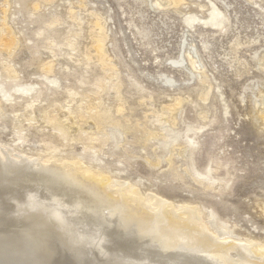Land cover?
Returning <instances> with one entry per match:
<instances>
[{"label":"bare ground","instance_id":"obj_1","mask_svg":"<svg viewBox=\"0 0 264 264\" xmlns=\"http://www.w3.org/2000/svg\"><path fill=\"white\" fill-rule=\"evenodd\" d=\"M132 1L150 7H161L183 0ZM216 1L221 3V8L226 12L229 1ZM4 3L2 24L6 32L0 34V49L15 56L12 62L1 60L5 71L11 78H20L23 69L21 66L17 67L21 61L17 60L15 53L18 55L28 52L22 56L26 58L23 65L31 66L39 58L40 67L45 72L59 74L68 85L76 88L79 77L83 76V57H80L78 40L74 36L80 35L81 31L71 30L74 31L71 33L73 36L70 34L65 41L57 42L55 31L58 28V19L47 21L44 27L37 30L40 44L34 50L32 45L23 42L21 32L16 31L10 23L11 0H5ZM127 3L131 5V1ZM38 7L35 4L33 9ZM139 10L140 8L137 11L140 12ZM70 17L80 25L81 17L73 13L72 9ZM132 21L130 18L127 24L135 27L137 38L148 42L150 30L140 23L141 21L139 25L133 24ZM227 21L228 15L225 21L212 31L219 32L227 28ZM183 23L186 27L189 26L187 21ZM93 24L96 27L90 32L89 48L94 54L87 49L88 55H84L85 58L96 57L103 71L94 78L95 88L87 95L85 108L77 111L74 110L77 107L72 108L79 102L82 94H78V91L71 87L63 95V99L59 94L52 95L53 100L41 107L35 103V97H28L23 103L15 104L8 103L7 98H0V129H8L5 132L6 137L12 136L14 131L18 136L17 142L15 139L11 140L15 142L12 146L0 143V264H264V242L255 238L234 236L232 232L237 228L236 224L220 216L216 207L211 203L206 204L201 197L191 199L187 204L168 201L159 195H142L138 190V183L131 182L122 186L121 180L117 182L111 176L94 171L80 161L56 156L54 152L60 153L66 146L74 143H80L82 149L96 148L99 151L105 150L110 154L119 153L116 155L125 156L129 152L127 145L139 143L142 149H147V146L151 148L155 154V164L159 168L169 166V171L176 181V186L172 185L173 187L186 183L185 176L176 170L182 166V171L190 180L199 184L197 190L194 188L196 185L190 188L195 189L201 196L211 192L216 195L225 194L222 201L230 204L241 192L236 185V179L243 176L250 178L260 170V164L263 163L261 160L253 163L248 159L250 156L239 161V156H233V150H225L222 144L226 142L222 139L228 135L223 130L225 128L219 126L218 129L215 128L216 132L209 134V141L205 143L207 157L202 167H199V172H196L193 157L195 151L201 149V133L217 123L220 116L212 115L213 113L209 116L208 114L213 112L211 107L193 100H188L190 104L186 107L188 105L183 102L189 96V91L177 94L172 102L154 117L155 120L153 118L147 123L130 121V114H125L128 110V98L121 95L116 87L115 90L113 88L116 83L120 86L123 78L118 71V63L107 54L105 45L109 37L108 28L106 19L99 11L94 14ZM247 26L251 30V34H247L250 39L255 29L251 25ZM199 32L202 36L201 31ZM205 39L201 37L200 43L204 51H208L210 40ZM240 43L236 39L232 43L233 48H237ZM257 53L255 49L252 50L251 59L257 67L261 65L264 68V56L260 57ZM42 54L49 56L43 58ZM166 61L179 70L185 66V80L201 86L198 90V98L201 101L206 102L212 97L211 77L204 67L198 66L197 57L188 39L183 38L177 55L167 58ZM141 77L129 75L130 88L127 93L133 92L144 101L153 97V91L143 84ZM84 79L87 77L84 76ZM175 81L167 73L161 74V85L169 87ZM262 85V80L257 77L243 85V91L238 93L240 99L248 96L252 104L256 92H263ZM113 90L118 97L114 98V104L107 98ZM81 98L83 100V97ZM215 98L218 99L217 96ZM253 108L250 114L254 119L258 117L264 124V110L258 109L254 112ZM187 111L193 116L199 115V120L194 118L187 122L184 115ZM257 112L260 115H257ZM166 113L168 116L165 118L163 115ZM88 119L94 121L95 126L85 129L83 125L88 123ZM245 129L250 130V127ZM128 135L132 138L128 139ZM262 136L264 137V134ZM31 141L39 143L42 147V152L37 154V157H32L23 149V143ZM221 141L222 144H219ZM215 145L219 146L220 151H210V147ZM229 145L231 144L226 143V147ZM176 157L182 159L177 161ZM151 165L152 163L150 172L160 171ZM255 187L263 189L264 197V173L257 175V178L247 185L246 191H253ZM43 192L47 193L43 199L56 201L57 210L53 205L49 206L48 202L47 206L40 202ZM260 202L261 205H258L264 213V199ZM240 207L235 204L231 210L238 211ZM73 213L78 215L82 222L95 223L100 227L99 236L96 239L89 237L88 232L80 230L83 226L78 229L71 224ZM70 214L71 221L68 219ZM217 228L222 230L219 232Z\"/></svg>","mask_w":264,"mask_h":264},{"label":"rangeland","instance_id":"obj_2","mask_svg":"<svg viewBox=\"0 0 264 264\" xmlns=\"http://www.w3.org/2000/svg\"><path fill=\"white\" fill-rule=\"evenodd\" d=\"M4 1L5 0H0V34L6 32L2 24ZM130 1L131 5L127 3ZM225 1H229V7L226 8L227 11L229 10L228 12H225L221 8V3L216 0H183L176 4H169L161 7H155L154 5L150 7L144 3L141 4L140 2L137 3L132 0H11L10 13L12 20L10 23L16 31L21 32L23 42L27 45H32L34 50H36L40 44V35H38L37 30L44 27L47 21L49 22L55 18L58 19V28L55 31V41L57 42L65 41L66 38L74 32L71 30L81 31V34L74 36V38L78 40L80 57H83V64L81 65V73H83V76L79 77L80 80L79 82L77 81L76 88L70 86L59 74L45 72L40 67L38 62L39 58L36 59L34 61L35 64L31 66L23 65V61H25L26 58L22 56L28 53L26 52L25 54H18L19 56L15 53L17 60L21 61L17 67L21 66L23 71L20 78L18 76L16 78H11V75L5 71L1 60L4 59L12 62L15 56L8 55L0 49V98L3 100L7 98L8 103L15 104L23 103L28 97H35L37 98L35 103L38 107H41L49 104L53 100V98H51L53 97L52 95L59 94L62 96L61 99H63V95H65L71 87L75 88L78 94H82L81 97H83V100L80 97L81 101L79 100L72 108L77 107L74 109L75 111L85 108L84 103L87 100V95L92 88H95L93 84L94 78L103 71L102 65L96 57L85 58V55H88L87 49H90L94 54L93 50L89 48L91 42L90 32L96 27L93 24L94 14L96 11H99L106 19V26L108 28L109 37L105 45L107 54L118 63V71L123 78L122 84L118 86V83H116L113 88L115 90L116 87V90L121 93V95L128 98V104H126L128 110L125 114H130V121L139 120V122L147 123L161 112L166 105H169L177 94L182 91H189V96L186 97L183 102L184 105H188L186 107H189V101L193 100L201 105L211 107V111L213 112L209 113V116H211L212 113V115L218 114L220 116L217 123L212 125V127L206 128L201 133L202 136L199 139L201 142V149L196 150L193 157L195 160L194 170H196V172H199V167H202L207 157L205 143L209 141L210 133H213L216 130L215 128L218 129L219 126L225 128L223 130L228 135L222 140L231 144L226 147V143L222 144L221 141L219 144H222L225 150L230 152L233 150V156H239V161H243L245 157L250 156L248 159L253 163L254 161L260 160L263 163L260 164V170L256 174L251 175L250 178L243 176L236 179V185L241 192L239 195H236L234 202L230 204L222 201L225 194L216 195L214 192H211V194L201 196L200 193L196 191L197 188H199L197 187L199 184L190 180L189 176L182 171V166L177 167L176 170L185 176L186 183H181V185L176 188L173 187L172 185L176 186V181H174L173 175L171 171H169V166L159 168L157 164H155L156 161L153 157L155 154H153L151 148L147 146V149H142L141 146L138 145L139 143L132 146L127 145L129 152L128 155L125 156L116 155L119 153L110 154L105 150L99 151L96 148L82 149L80 143L66 146L60 153L54 152L56 156L80 161L94 171H99L103 173V175L111 176L117 182L121 180L122 186L131 182L138 183V190L142 195H159L160 197L163 196L162 198L168 201H176L177 203L187 202V204L191 199L194 200V198L201 197L203 202H206V204L211 203L216 207L217 213L220 216L236 224L237 228L232 232L234 236L241 238L250 237L264 242V213L258 205H261L260 201L264 199L262 194L263 189H261V187H255L256 189L253 191H246L247 185L252 183L257 178V175L264 173V137L262 136V134H264V124L258 117L254 119L250 114V110L253 107L254 112L258 109L264 110V68H262L263 66L261 65L257 67L255 61L251 59V51L254 49L258 52V56H264V0ZM35 4L39 6L37 9H33ZM139 8L140 12L137 11ZM71 9L73 13L75 12L76 15L81 17L80 25L70 17ZM259 11L261 13H259ZM256 13H259L258 15L260 16L256 15ZM227 15L229 16L227 28H223L219 32H213V29L220 26L225 21ZM261 16L263 19H261ZM129 17L133 20V24L138 23L139 25L143 23L150 30V40H148V42L145 40L141 41L137 38L135 27L127 24V21L130 19ZM183 21H187L189 26L186 27ZM247 25H251V27L253 26V29H255L252 32L253 37L250 36V39L247 37V34L250 35L251 30L247 28ZM198 26L200 29H198ZM199 31H201L202 36L199 34ZM214 33L216 35H213ZM192 34L196 35L193 36ZM198 35H200L202 39L207 38L205 40H210L209 43L211 44L208 43V51L207 49L204 51V48H202ZM71 36H73V34H71ZM190 36H192L193 39ZM183 38L188 39L190 47L197 57L198 66L201 65L200 67H204V70L206 69L213 82L211 91L212 97L206 102L198 98V90H200L201 86H198L196 82L191 81V83L189 80H185L187 79V73L184 69L185 66H182L183 68L179 70V68L172 67V65L166 61L167 58H172L175 54L177 55L180 42ZM236 39L241 43L237 45V48H233L234 44L232 46V43H234ZM212 47L214 48L212 49ZM201 51H204V53ZM84 53L86 54L84 55ZM48 56L49 55L42 54L43 58H47ZM205 61H207V63H205ZM92 70H94V72H91ZM144 73L145 75H143ZM164 73H167V75L176 80L169 87L161 85L160 77L161 74ZM129 75L142 76L141 79L143 84L153 91V97L143 101L138 98L139 96L134 95L133 92L127 93L130 88L128 84ZM84 76L87 77L86 80ZM144 76H146V79ZM256 77L263 82L261 88L263 92L261 94L256 92L257 94L254 97L256 100L252 98L251 104L248 96L241 100L240 94L238 95V93L243 91V85ZM245 79H247V81ZM153 80L157 82L155 83ZM181 82L184 83L181 84ZM174 85L177 87H174ZM114 90L107 97L111 99L109 102L112 104L115 103V99H118V97H116L117 93ZM215 96H217L218 99H216ZM254 103L256 106H254ZM129 108L131 109L129 110ZM184 115L185 118H187V122H189L190 119L194 120V118L195 120H199V115L196 114L193 116L189 111ZM257 115H260V113L257 112ZM167 116V113L163 115L165 118ZM87 122L89 124L86 123L83 125L85 129L95 126L94 121H91V119H88ZM154 122L156 123V121ZM247 126L250 127V130L245 129L248 128ZM2 130L0 129V143L5 146L9 144H11V146L14 145L15 142L11 140L15 139L17 142L18 136L16 131L13 132L12 136L6 137L5 132L8 129ZM139 134L140 132L138 135ZM131 138L132 136L128 135V139ZM23 145V147H25L23 148L24 151L27 154H31L32 157H37V154L42 152V147L39 143L31 141L24 142ZM210 151H220L219 146H211ZM181 159L182 157H176L177 161ZM130 163L132 164L131 166ZM151 163L153 168H159L160 171L150 172L149 167ZM191 175L196 178L194 173L191 172ZM192 185H196L194 187L196 190L190 188ZM45 195H47V193L43 192L40 196L41 200L38 197L40 202L45 206H47L48 202L49 206L53 205L57 210L58 206L56 201H47L48 198L43 199ZM235 204L241 206V209L232 211L231 208ZM55 209L51 208V210ZM70 216L71 214L68 216V219L71 221ZM72 218L74 219L73 222L71 221V224L78 229L83 226L80 230L86 231V233L88 232L87 234L88 236L90 235L89 237L96 239L101 233L100 227L95 223L82 222L81 219L78 218V215L74 213L72 214ZM108 223L110 224L111 221ZM98 230H100V232H98ZM221 230L222 228H217V231L220 232ZM212 236H214V234H212Z\"/></svg>","mask_w":264,"mask_h":264}]
</instances>
